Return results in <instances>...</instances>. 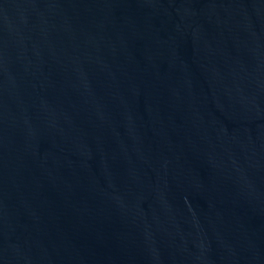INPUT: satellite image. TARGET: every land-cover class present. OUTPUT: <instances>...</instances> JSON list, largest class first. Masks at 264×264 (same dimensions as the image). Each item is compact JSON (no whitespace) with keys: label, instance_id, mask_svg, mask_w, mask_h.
<instances>
[{"label":"water","instance_id":"obj_1","mask_svg":"<svg viewBox=\"0 0 264 264\" xmlns=\"http://www.w3.org/2000/svg\"><path fill=\"white\" fill-rule=\"evenodd\" d=\"M0 264H264V0H0Z\"/></svg>","mask_w":264,"mask_h":264}]
</instances>
